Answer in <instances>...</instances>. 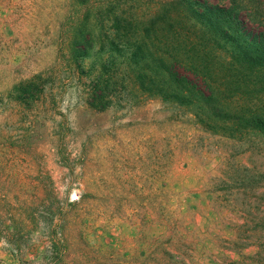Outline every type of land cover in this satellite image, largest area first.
I'll use <instances>...</instances> for the list:
<instances>
[{
  "label": "rangeland",
  "instance_id": "obj_1",
  "mask_svg": "<svg viewBox=\"0 0 264 264\" xmlns=\"http://www.w3.org/2000/svg\"><path fill=\"white\" fill-rule=\"evenodd\" d=\"M236 16L249 36L264 32V0H0V264H135L168 237L172 215L232 236L213 179L229 156L264 158L142 92L126 64L197 61L232 96L221 69L244 59L217 17L226 28ZM109 76L125 85L105 111L89 107L93 83ZM261 97L227 108L264 109Z\"/></svg>",
  "mask_w": 264,
  "mask_h": 264
},
{
  "label": "trees",
  "instance_id": "obj_2",
  "mask_svg": "<svg viewBox=\"0 0 264 264\" xmlns=\"http://www.w3.org/2000/svg\"><path fill=\"white\" fill-rule=\"evenodd\" d=\"M79 1L85 4L90 0ZM218 17L224 33L233 31L239 38L244 59L226 62L221 69L226 90L232 96L210 78L209 65L197 61L128 60L127 69L135 73L136 85L142 92L189 109L202 127L237 142L232 143L231 151L239 147L243 148V155L264 158V143L253 142L255 136L264 138V109L227 108V103L244 95L264 98V60H255L264 52V32L249 36L251 32L239 16L224 28L227 22ZM141 62L147 63L143 66ZM214 66L211 64L210 68L217 69ZM104 72L106 76L110 74L107 65ZM119 84L124 86L125 81H114L113 76L96 79L87 102L89 107L105 111L110 106L112 90ZM237 158L227 157L223 170L213 179L211 192L219 222L229 227L232 236L227 237L216 228L189 230L183 218L172 215L167 221L168 237L154 242L148 250L141 249L135 264H197L200 256H208L214 264H264V163L246 164ZM207 243L223 254L210 253ZM251 248L256 251L246 253ZM231 253L239 258H232Z\"/></svg>",
  "mask_w": 264,
  "mask_h": 264
}]
</instances>
